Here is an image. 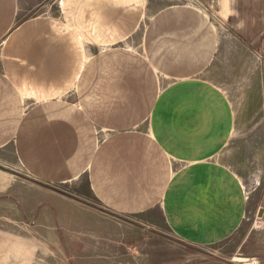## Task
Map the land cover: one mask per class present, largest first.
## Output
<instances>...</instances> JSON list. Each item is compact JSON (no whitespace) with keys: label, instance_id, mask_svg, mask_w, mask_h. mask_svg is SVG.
I'll use <instances>...</instances> for the list:
<instances>
[{"label":"rangeland","instance_id":"374dc122","mask_svg":"<svg viewBox=\"0 0 264 264\" xmlns=\"http://www.w3.org/2000/svg\"><path fill=\"white\" fill-rule=\"evenodd\" d=\"M18 2L25 9L18 15L20 19L41 17L54 28L56 17L60 18L61 0ZM169 7L177 11L185 7L189 13L185 11V16H176L173 21L174 9ZM170 34L176 36L174 41L167 40ZM4 39H0V54ZM118 51L127 55L128 64L139 61L142 66V102L152 103L162 88L191 75L214 86L219 100L231 109V129L215 148L213 160L240 180L246 209L242 222L227 238L210 244H186L168 227L159 206L112 217L110 207L90 188L89 172L84 169L90 162L87 158H80L74 180L70 170L54 172L55 164L50 163L53 157L47 156L45 161L44 154L53 156L57 150L56 111L69 120L79 104L89 105L91 100L99 108L104 99L122 97L113 94L122 86V56ZM83 54L72 88L60 85L56 94L50 88L46 95L31 96L32 140L30 146L23 142L24 153L18 140L4 143L9 138L6 135L0 140V264H61L57 261L60 255L53 253L44 239L45 232L49 237L56 230V217L64 230L77 227L81 234L99 233V238L91 240L100 242L102 248L116 243L129 254L136 237V245L143 248V264L151 260L159 264H264V0H144L142 17L125 40L86 46ZM167 55L188 62L174 64L169 72L162 63H156L158 57ZM77 116L87 118L82 112ZM20 120L16 118L14 127H9L11 136L23 128ZM146 123L125 127L122 136L135 130L146 132ZM41 125L47 126L45 143L36 137ZM100 134L103 132L91 133L90 147L102 143ZM80 145L87 150L88 142ZM69 148L66 143L60 145L63 154L70 152ZM68 164L64 161V169ZM162 196L160 193V200ZM71 208L76 209L78 218L73 222ZM143 208H147L145 204ZM122 232L126 233L123 240L119 238Z\"/></svg>","mask_w":264,"mask_h":264},{"label":"crops","instance_id":"0c3cea01","mask_svg":"<svg viewBox=\"0 0 264 264\" xmlns=\"http://www.w3.org/2000/svg\"><path fill=\"white\" fill-rule=\"evenodd\" d=\"M61 3L64 23L55 19L54 28H50V22L41 17L18 18L25 10L18 0H0V39L5 36L0 54V140L4 141L3 135L10 138L4 143L12 138L14 142L18 140L21 153L26 150L23 142L30 146L32 140L31 96L46 95L51 89L56 94L60 85L72 88L84 59V48L122 42L136 29L144 9V0ZM171 11L173 21L185 16V11L189 13L185 7ZM168 36L171 39L167 40H175V35ZM118 54L122 56V88H115L113 94L122 97L104 99L99 108L91 100L89 105L79 104L72 109L69 120L56 111L57 150L53 156L44 154L45 161L47 156L53 157L49 160L55 164L54 172L70 170L74 180L79 174L80 158H87L90 162L84 169L89 172L90 188L110 207L112 217L122 218L127 211L159 206L168 227L186 244H210L227 238L242 222L246 209L240 180L213 160L215 148L231 129V109L219 100L214 86L191 75L177 78L162 88L152 103H144L140 62L128 64L127 55ZM183 61L188 62L186 58L167 55L158 57L156 63L172 72L174 64ZM80 112L87 118L76 117ZM16 118L21 119L23 128L11 136L9 131ZM144 120L146 132L135 130L122 136V129L138 127ZM100 131L102 143L90 147L94 137L91 133ZM46 135L47 126L41 125L37 141L45 143ZM84 142H88L86 151L80 145ZM63 143L70 146V152L62 153ZM66 160L69 164L64 169ZM144 204L147 208H143ZM70 213L71 222L78 220L76 209L71 208ZM55 224L56 230L49 237L45 232L44 239L53 253L60 255L58 263L143 264V248L136 245V237L128 254L116 243L102 248L100 242H92V238H99L97 232L81 234L77 227L64 230L58 217ZM119 238L125 239L126 233Z\"/></svg>","mask_w":264,"mask_h":264},{"label":"built area","instance_id":"2783aa9c","mask_svg":"<svg viewBox=\"0 0 264 264\" xmlns=\"http://www.w3.org/2000/svg\"><path fill=\"white\" fill-rule=\"evenodd\" d=\"M56 19H57L58 21H60V23H64V19H63L62 15H61V12H60V18H59V16H58V17H56ZM254 223L256 224L257 221H254ZM259 226H261V225H258V227H259Z\"/></svg>","mask_w":264,"mask_h":264}]
</instances>
